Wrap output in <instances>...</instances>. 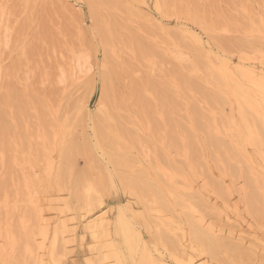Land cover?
<instances>
[{
    "label": "rangeland",
    "instance_id": "obj_1",
    "mask_svg": "<svg viewBox=\"0 0 264 264\" xmlns=\"http://www.w3.org/2000/svg\"><path fill=\"white\" fill-rule=\"evenodd\" d=\"M102 1L107 5L101 4ZM119 1L121 5L117 4L118 0H97L95 3L100 7L106 24H112L111 17L120 23L116 30L110 28L106 41L97 29L90 0H0V264H17L16 257L19 254L18 249L21 248L22 232L34 225L30 219L33 202L39 204L40 210L48 220L49 236L43 242L44 249L40 251V256L45 259V264H56V258L52 261L50 255L52 242L58 236L55 233L56 227L63 221L70 227L74 223L80 225V221L72 219L75 212L69 206V191L62 186L58 188L53 182L50 184L49 179L56 175L57 167L61 163V146L71 139L83 144L85 134L96 157L114 174L117 190L111 188L105 191L103 198L106 201L108 218L121 220L123 217L117 229L122 230L119 233L114 232L116 224L115 229L114 226L111 227L109 235L94 237L90 230L80 226L77 229L78 237L68 243L67 264H144L143 260L146 258L150 264V257L154 260L161 258L162 264H180L183 259V264L185 261L187 264L189 258L196 264H215L214 260L211 261L209 253L203 251L204 246L197 244L192 238L194 236L190 235L192 230L187 226L188 218L184 216V212L195 214L194 219L203 218L206 225L212 224L214 218L208 214L205 216L194 198L189 199L183 195L185 191H200L211 199L210 202L219 213L221 212L223 218L230 216V223L240 224L239 226L248 229L250 227L252 234L264 240V222L256 221L257 218L249 212L246 204V178L223 174L213 147L204 142L206 133L197 130L193 123V115L188 109L191 102H198L209 111L208 104L202 95L181 85L172 70L176 66L180 71L188 72L187 67L194 59L193 52L180 46L176 37L177 33L181 32V26L185 25L199 33L214 53L229 57L234 63L242 60L262 71L264 45L256 52L250 47H234L230 41L247 38L264 44V31L257 29L260 21H264V0ZM193 15L203 23L194 20ZM133 37H140L155 50H147L142 54L135 42L131 41L136 40ZM124 38L129 40L123 42ZM164 52L168 55H164ZM108 53L113 55L117 63L113 84L116 95L121 99L115 107L114 102L108 104L114 116L109 122L114 126L113 137L116 141L111 151L112 159L96 144L94 121L83 112L85 108L90 113H96L100 106H104L101 101L104 92L102 74L112 67ZM82 55L88 60L89 71L84 75L77 73L71 76L70 66L75 73L73 61ZM195 76H200L201 81L206 84L201 72L196 71ZM164 83L171 86L182 104V109L177 111V114L173 113L174 118H182L184 125L192 132L190 134H197L202 142L204 166L189 164L190 153L185 147L189 141L188 134L180 132L175 125L170 127L171 124L166 122L168 119L164 115L163 101L153 85L162 86ZM135 84L139 86L137 92L143 97L142 103L135 99ZM229 103L227 106L214 107L213 115L216 119L220 116L218 120L225 124L233 119L232 126L235 124L243 129L245 123H240L242 121L238 116L236 104L232 100ZM221 113L222 116L231 115L233 118L224 121ZM82 121L85 123L80 126L83 123L79 122ZM173 127L181 139L178 149L168 137V130ZM218 127L227 142L233 143L229 132H224L222 125ZM235 131L232 128L231 132ZM258 146L241 142L236 149L242 151L244 148V158L250 155L248 159L243 158L244 162L254 166L253 171L257 172L256 175L264 182V145H261L263 151ZM166 156L179 169L170 170L168 165L164 164ZM85 158H77L74 165L83 168L88 161ZM186 159L188 164L180 165V162L185 164ZM165 171L168 172L167 177H164ZM164 178L175 182L177 194L183 192L180 195L186 199V203H182L186 209L174 202L178 196L175 194L169 198L173 211L170 210L172 208L166 211L160 199L153 196L151 190H146V181H152L158 185L155 184L156 189L162 188L159 192L164 191ZM134 181L139 182V185L135 183L138 189L135 188ZM214 181H220L228 191L225 194L227 199L220 195ZM124 183L135 185L137 191L143 186L145 190L141 189L150 193L143 192L144 196H135V193L131 194L130 189L124 187ZM153 184L150 186L153 187ZM124 203H129L128 210L125 209ZM124 212H127L125 216L129 221L124 218ZM125 223L132 227L126 224L124 229ZM218 230L216 228L218 235H230L225 237L237 238L236 241L241 246L245 243L244 248L252 247H249L248 251L254 252L253 256L248 255L247 249L242 248L244 263L261 264L259 255L264 253V245L251 240V237L245 238L242 243L240 237L228 228H225V231ZM164 235H168L166 237L174 242L168 238L166 239L170 242L164 240ZM37 237L40 240V236ZM130 237L135 238L132 240ZM14 240L18 242V249L15 251L12 248ZM144 244L146 247H143ZM194 245L195 248H192ZM130 247L132 252L128 253ZM221 251L220 256L222 253L227 262L233 260V263H241L235 260L236 255L228 252L227 248ZM145 253L147 256L142 259L141 256H145ZM25 255L29 259L30 254L25 252ZM183 256L185 258H182ZM154 260H151V264ZM160 260H157V264H161Z\"/></svg>",
    "mask_w": 264,
    "mask_h": 264
},
{
    "label": "bare ground",
    "instance_id": "obj_2",
    "mask_svg": "<svg viewBox=\"0 0 264 264\" xmlns=\"http://www.w3.org/2000/svg\"><path fill=\"white\" fill-rule=\"evenodd\" d=\"M90 1H91V6H92L91 12H92L94 21L96 23L97 29L101 33L104 40L108 41V35H109V32L111 31L110 28H112V29L114 28L116 30V26H118V24H120V23L114 17H111L112 24L110 22L106 24L104 21L105 17L103 15L100 7L95 4L97 0H90ZM101 4L107 5V3H105L104 1H102ZM108 4L112 5V3H110V2H108ZM117 4L121 5L122 3H121V1L118 0ZM193 17H194V15H193ZM194 20H196L200 23H203L198 18L194 17ZM104 23H105V27H104ZM109 25H112V27H110ZM106 26H107V29L109 31H107ZM257 29H259V31H264L263 30L264 29V21H262V20L260 21V25ZM180 30H181V32L177 33V35H176L178 42H179L178 44L180 46L187 48L188 50L192 51L194 59L192 60L191 65L187 67L188 72L180 71L176 66H174L172 70H174V74L179 79L181 85H183L186 88H189V89L193 90L194 92H197L200 95H202V97L205 99L206 103L208 104V106L210 108V110L207 111L205 109V107L202 106L200 103L195 102V101L191 102L190 107L188 109H189V112L191 111V113L193 115V123H194V125L197 126V128H198L197 130H202L206 133L205 134L206 139L204 140V142H205V144L207 143V145L213 147L215 155H216V160L218 162V165H220V168H221L223 174L239 175L241 177L243 176L242 178H244V179L246 178V180H244V182L246 181V183H245L246 184L245 188L247 189V192H245V193H247V196H246V200H247L246 202L247 203L246 204L248 206L249 212L251 214H253L255 216V218H257L256 221L260 220V222L263 223L264 222V182L261 181L260 177L257 176L258 175L257 172L255 173L253 171L252 167H254V166L251 167L250 163L244 162L245 161V160H243V158L245 156V155H243L244 154L243 153L244 148L242 149V151L237 150L236 148L237 147L239 148V145L241 144V142L256 144L257 146L259 145L258 147H260V148H261V145L262 146L264 145V72H263L264 68L262 71H260L255 66H251L249 64H246L242 60H239V62L234 63L231 61V58L222 57V56L214 53L212 51V48L205 43V41L203 40L204 38L199 36V33L193 31L190 27L182 25ZM135 38H136L135 41L131 40V39L130 40L132 42H135L136 46L138 47L139 51L142 54H144L147 50H152V51L155 50V48L152 45L148 44L147 42H145L140 37H133V39H135ZM127 40H129V39L124 38L123 42H125V41L127 42ZM230 43L234 47H237L240 49H242L243 47H250L252 50H254L256 52H258L260 50V47L262 45H264L262 42L250 41L247 38L231 39ZM164 55H168V54L166 52H164ZM107 56L112 61V67L109 69V71L102 74L104 92H103V97H102L101 101H102V105H104V106H102V107L100 106V108H98L97 110L95 109L96 113L91 112L92 114L90 113V111H88V109L83 108L84 110L83 109L82 110H83V112L84 111L86 112L87 116H90L89 118L92 119V121H94V128L93 129H94V135L97 139L96 144L98 145V147L102 148L103 151L107 155H109L112 159L113 153L111 151L113 150V147H114L116 141L113 137L114 126L109 122V120H112V118L114 116L112 115V111L109 109L108 104H109V102H111V103L114 102L113 107H115L118 104V102L121 101V99L116 95V90H115V87L113 84L114 75H115L116 69H117L116 68L117 63L113 59L114 58L113 55L108 53ZM262 56L264 57V55H262ZM73 62H75L76 72L74 73L73 67L70 66L69 72H70L71 76H73L77 73H78V75L79 74L84 75V74H86V72L89 71L88 67H87L88 60L86 59V57H83V55L78 56L77 60L73 61ZM262 62H264V61H262ZM196 71L201 72L204 75L206 84H204V82L201 81L200 76H195ZM63 79L65 80L66 78L63 77ZM153 85L156 89L158 96L163 101V105L165 108L164 109V115L169 121L168 122L166 120V122L169 125L171 124L170 127L173 125H175L174 127L177 126V128H179L181 130L180 132L183 131V133H186V134H188L187 136H189L188 143L185 142L186 143L185 147H186V149H188V151L190 153V161H188L189 164L190 165L191 164H194V165L197 164V165H200V167L204 166V164H203V159H204L203 145H202L200 138H198L196 136L197 134L196 135L190 134L192 132H190V130L184 125V121H182V118H180L181 120L179 119V117L177 119L174 118L175 115H173V113L180 111L182 109V104L177 99V97L174 94L171 86L166 84V83H164L162 86L161 85H155V84H153ZM137 87H139V86L135 84V86H134L135 97H136L135 99H136V101L142 103V102H144V100H143L142 95H140V93L137 92L139 90V88H137ZM230 100L234 101V103L237 106V109L239 111L238 116L240 117V120L242 121L240 123L241 124L243 122L245 123V127L243 129H241L239 126L237 127L235 124H234V126H232V123L234 121H232L233 119H231V118H233V117H231V115L230 116H228V115L222 116V113H221V118L224 121H228L229 118L231 119V121L228 124H225V122L221 123L219 121L220 116L218 117V119H219L218 120V119H216L215 115H213L214 114V111H213L214 107L216 108L217 105H222V107H223V105L227 106V104L229 103ZM233 106H234V104H233ZM218 109L219 108H217V112H218ZM225 109H224V111H225ZM229 109L231 110V107H229ZM222 111H223V109H222ZM176 117H177V115H176ZM236 119L237 118H235V120ZM218 121L220 124L217 123ZM180 122H182V124ZM79 123H83L80 125V126H82V125H84L85 122L82 121ZM79 123H77V124H79ZM235 123H237V122H235ZM194 125H193V127H194ZM219 125L223 126L222 130H224V132L230 133V134L228 133V135L231 136L233 143H231V142L228 143L227 140L225 139L224 135H221L220 129L218 127ZM1 127H2V125H0V128ZM174 127H173V129L169 128L171 130H168V133H169L168 137H170V139L173 140L174 146L176 145V148H177L179 146V139L180 138H179V136L176 135V132H175L176 129L174 130ZM232 128L235 129L236 131L231 132ZM119 130H120V128H119ZM122 130L127 132L125 129H121V131ZM80 132H82V131H80ZM193 133H195V132H193ZM177 134H179V133L177 132ZM85 135L87 136V134H85ZM86 136H85L86 139H85L83 144L77 143L75 140L71 139V140L65 142L64 145L61 146V148H60V150H61V163L57 167L56 175L53 178L49 179L50 184H51V182H53L54 184L57 185L58 188H61V186H62V187H64V189L69 191V193H70V204H69V206L75 212V214L73 215L74 217L72 219H79V221H80V225H78V223H74V225L72 227H70V225L67 224V222L65 223L63 221L62 223H60L56 227L55 233L58 236L53 240L52 245H51V250H50V255H51L52 261H55V258H56V262H55L56 264H67L68 243H70L73 239H76V237H78L77 229L80 226L83 227L85 230H90V232L92 233V235L94 237H97V235H101V234H104V235L108 234L109 235L111 232V227L114 226V229H115L116 224H117V226H116V229L114 230V232L116 231L119 233L120 230H122L121 228L119 230H117V229H118V226L120 225L119 221L123 220V217L121 220H119V219L116 220L114 218H108L106 216L108 209H106V201L103 198V193H105V191H108L111 188L117 190L115 180H114V174L112 171L111 172L108 171L104 167L103 163L96 157V154L94 152L92 145H89V143H88V142H90V140ZM242 145H243V143H242ZM242 147H240V148H242ZM253 147L256 148L254 145H253ZM177 149H176V151H177ZM261 150H262V148H261ZM164 156H165V153H164ZM167 156H168V154H167ZM167 156H166V158H164V164L168 165L167 167H169L170 170H173L176 168L179 169L177 167V165L171 159H167ZM79 157H86L88 160L87 164H85L83 166V168L77 167L74 165V161ZM248 157H250V155ZM248 157L246 156V158H244V159H248ZM168 158H170V157H168ZM185 161H186L185 164H184V162L183 163L180 162V165L183 164V166H184V165L188 164L187 159ZM113 162L116 163L115 160H113ZM249 162H250V159H249ZM255 169H256V167H255ZM167 173L168 172H166V171L164 172V177H167L166 176ZM164 179H166V178H164ZM132 180H133V178H132ZM147 182H149L150 185L152 183H154L153 184L154 188L152 186H150ZM151 182L146 181L147 185L144 183L146 186L145 187L146 190L147 189L151 190L152 195L157 196L160 199L162 205L164 204L163 206H164V209H166V211L167 210L169 211L170 208H172L170 210L173 211V206H172V204H170L171 202L169 201V198L175 194L178 196L177 197L174 196L176 198L174 202H176L177 205L181 204L180 206H182V208L186 209L185 208L186 206L182 205V203H184V204L186 203V202H184V201H186V199H184V197H182L180 195V194H183V192L181 191L182 193H180V194H177L178 192H175V191H177V187H175V182L173 180H168V179L164 180V188H163L164 191H160V192H159V190L160 189L162 190V188L156 189V187H155L157 185L156 182H152V183ZM135 183L136 182L134 181V184ZM136 184L139 185V182H137ZM214 184L216 185L217 189L219 190L220 195L224 196L225 199H227L225 194L228 191L225 190V188L223 187L221 182L220 181H214ZM138 185L135 186L136 189H138ZM134 186L132 184H129V183H124V187H126V189H130L129 191L131 194L135 193V196L140 197L144 194L143 192H146V191H144L145 189L143 188V186L141 188H143L144 190H142L139 186V188H140L139 191L135 190ZM161 187H162V185H161ZM131 190H133V192H131ZM193 192L185 191V193L183 195L188 197L189 199L194 198L198 204L197 206L200 209V211L203 214H205V216H206V214H208L209 216H212L214 219H213L212 224L206 225V223L203 221V218H197V219L195 218L196 219L195 220L194 219L195 214H192L191 212L187 213V212L183 211L184 214L186 213V215H184V216H186V218H188L187 226L189 225L188 226L189 229L192 230V231L189 230L190 235L194 236L192 238L195 239L197 244L199 243V245L202 244L204 246L203 251H205V253H207V252L209 253L208 255H210V257H211L210 259H212L211 261L214 260L213 262L215 264H236L237 263V262L233 263V260L231 259L232 257L230 258L232 261L227 262V260L223 257L222 253H221L222 256H220L219 252H222L221 250L225 251V248H227V251L230 252L231 254L236 255L235 258L239 257L238 259L236 258L235 260H238L239 263L241 262L240 264H246V263H244L245 260H243V259H245L243 249H245V250L247 249V248H244L245 247L244 239L251 237V240L256 241L258 244L261 243L262 245H264V240L259 238V236H255L254 234H252V231H250V229H251L250 227L248 229L246 227L244 228V227L239 226L240 224L235 225L233 223H230V221H231L229 218L230 216L223 218V216H221V212L219 213L218 209L210 202L211 199L207 198V196H205L204 194H202L198 190L193 191ZM146 193H150V192L147 191ZM228 195H229V193L227 194V196ZM33 203H32L33 206L31 207V211H30V216H31L30 219H31V222L34 223V225L31 226L28 230H25L22 232V239L20 242L21 248H19V249L17 248L16 245L18 244V242L16 240H14V242L12 244L13 245L12 248L14 249V251L17 249L19 250V254L16 257V263L17 264H45V259L43 258V256H40V251L42 249H44L43 242L49 236L48 223H47L48 220H47V217L45 218L44 213H42L43 211L40 210L41 208L38 206L39 204L36 205L34 203L35 204L34 205ZM161 203H160V205H161ZM125 204L126 203H124V205ZM128 204L125 205L126 206V208L124 207L125 209H127ZM122 209H123V207H122ZM130 209L131 208H129V211H130ZM118 210H119V208H118ZM127 210H124V211H127ZM127 212H124L125 213L124 218H126L128 220V218L125 216V215H127ZM121 214L122 213H120V216H121ZM187 214H188V217H187ZM128 221H127V223H130ZM164 221H165V219H164ZM184 221H185V219H184ZM169 222H167V223H169ZM260 222H259V224H260ZM127 223H125L124 229H126L125 226ZM165 224L166 223H164V225ZM170 224L172 225L171 222H170ZM236 224H238V223L236 222ZM121 225H123L122 222H121ZM128 225L131 226L130 224H127V226ZM171 225L170 226L167 225V226L171 227ZM24 227H26V225H24ZM131 227H130V229L132 230ZM216 228L219 229L218 232L222 231V230L225 231V228L226 229L228 228V230L230 229L231 231L234 232L233 234H237L240 237V240L243 241L242 243H244V245L241 246L238 243V241H236L237 238L235 239V237H232V239L231 238L227 239L228 236H230V235H227V236L226 235H224V236L218 235L216 233ZM127 230H129V229L127 228ZM131 230H129V231H131ZM168 230H169V228H168ZM236 231H238V232H236ZM131 233H132V231H131ZM191 233L192 234L194 233V235H192ZM123 234L126 235V233H124V231H123ZM127 234L129 236H132L129 233H127ZM120 235H121V233H120ZM37 236H40V240L38 239ZM136 236L137 235H135V237ZM164 236H165L164 240L169 239L168 237H166L168 235H164ZM182 237H184V236H182ZM130 238H128L129 241L131 239L134 240V238H131V239ZM166 238H168V239H166ZM192 238H191V240L193 241ZM138 239H141V238H138ZM169 240L172 241V243L174 242L172 239H169ZM124 241H123V243H124ZM138 241H141V240H138ZM164 242L166 243V241H164ZM176 242H178V241L176 240ZM172 243H170V244H172ZM137 245H138V243H137ZM180 245H181V243H179V246ZM126 246H128V245H126ZM184 246H183V248H184ZM131 247H132V245H131ZM131 247H130L128 253L132 252ZM143 247H146V244H144ZM246 247H248V246H246ZM249 247H248L247 251L249 250ZM192 248H195V245ZM250 248H252V247H250ZM143 249L145 251V248H143ZM201 250H202V248H201ZM184 251L187 253L186 248ZM199 251H200V248H199ZM227 251H226V253H227ZM25 252H28L30 254L29 259H28V257H26ZM248 252H249L248 255H252V256L254 255L253 254L254 252H250V251H248ZM186 253H184V255H186ZM250 253H252V254H250ZM115 255H113V257H115ZM178 255L180 256V254H178ZM182 255H183V253H182ZM228 255H230V254H228ZM116 256L118 257V255H116ZM146 256H147V254L145 256L142 255L141 258L143 259V257L145 258ZM117 257H115V258H117ZM127 257H128V255H127ZM129 257H130V255H129ZM259 257H260L261 264H264V253H261L259 255ZM141 258H140V260H142ZM182 258H185V256H183ZM226 258H228V257L226 256ZM255 258L256 257H254L253 259H255ZM160 259L157 258V260H160ZM116 260H118V259H116ZM151 260H154V258L152 259L150 257V264L152 263ZM155 260H154V263L156 262V264H157V262H159V261H157V260L155 261ZM161 260H160V262H161ZM143 261H144V264H147L149 262V261L147 262V258L144 259ZM183 261H184V259H183ZM183 261L180 264H183ZM178 262H180V261H178ZM185 263H186V261H185ZM109 264H110V262H109ZM116 264H118V263H116ZM141 264H143V263H141ZM161 264H162V262H161ZM187 264H196V263L192 260V258H189V259H187Z\"/></svg>",
    "mask_w": 264,
    "mask_h": 264
}]
</instances>
